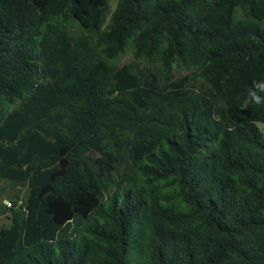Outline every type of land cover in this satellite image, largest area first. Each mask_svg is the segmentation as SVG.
<instances>
[{"label":"trees","instance_id":"obj_1","mask_svg":"<svg viewBox=\"0 0 264 264\" xmlns=\"http://www.w3.org/2000/svg\"><path fill=\"white\" fill-rule=\"evenodd\" d=\"M108 1L0 0V264H264V0Z\"/></svg>","mask_w":264,"mask_h":264},{"label":"rangeland","instance_id":"obj_2","mask_svg":"<svg viewBox=\"0 0 264 264\" xmlns=\"http://www.w3.org/2000/svg\"><path fill=\"white\" fill-rule=\"evenodd\" d=\"M107 3H109V6L107 8V18H109L111 13L116 7L118 0H109ZM262 23L264 25V21ZM130 49H131V45L127 47V50L124 53V55L119 58L120 64L129 63L130 61L133 60ZM257 124L264 136V123L259 122ZM0 186L3 187V189L0 191V227H1V226H8L10 224V217H9L10 211L6 210L5 207L7 208L12 207L15 201L14 198L15 194H19L18 203H17L18 206H20V204H23V199L25 197V188L23 185L17 186L14 183L4 180L0 182Z\"/></svg>","mask_w":264,"mask_h":264}]
</instances>
